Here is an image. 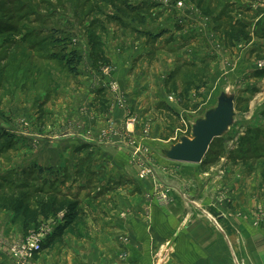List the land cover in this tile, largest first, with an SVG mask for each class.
Masks as SVG:
<instances>
[{"label": "rangeland", "instance_id": "rangeland-1", "mask_svg": "<svg viewBox=\"0 0 264 264\" xmlns=\"http://www.w3.org/2000/svg\"><path fill=\"white\" fill-rule=\"evenodd\" d=\"M125 1L131 7L146 5L144 24L137 15L119 18L114 4ZM226 4L235 6V20L248 25L251 42L228 47L215 29V19ZM206 9L210 15L189 0H0V181L54 185L78 203L75 228L62 239L52 244L64 213L31 227L25 238L9 245L8 256L13 244L40 235L42 250L32 263L51 253L76 257L91 252V258L95 253L100 257L105 250L89 252L76 243L98 245L108 239L104 234L108 224L90 227L88 219L97 209L104 219V206L113 211L114 201L108 198L112 192H121L128 201L137 191L146 194V210L152 204L170 207L175 204L173 193L182 194L186 210H201L221 232L229 222L250 219L255 227L264 225V79L253 77L264 70V0H207ZM140 33L151 34V40ZM95 40L101 41L102 53L93 52ZM71 51L82 57L77 75L68 72L63 60ZM177 69V88L184 93V84L191 83L185 98L189 110L178 93L165 88ZM227 86L236 91L239 109L236 125L222 138L220 159L194 165L166 161L156 149L149 154L145 149L131 152L129 125L144 114L141 105L134 113L131 98L140 103L163 99L155 115L169 134L154 144L170 146ZM154 104L148 106L151 112ZM115 108L126 112L122 127L113 116ZM143 132L148 141L150 125ZM248 136L251 143L246 142ZM114 137L122 140L118 145L128 148L132 158L142 160L146 155L142 163L135 160L140 165L136 182L124 176L116 184L104 181L89 170L88 160L78 161V171L67 168L65 161L75 145L112 144ZM254 145L260 149L257 158L245 163L229 159L230 154L254 150ZM84 163L89 164L85 170ZM148 181L151 189L141 184ZM159 191L169 199L163 201ZM96 198L102 200L94 209L90 203ZM128 210L121 212L123 220L129 217ZM117 239L125 245L130 242L125 233ZM127 253L120 258L127 259Z\"/></svg>", "mask_w": 264, "mask_h": 264}, {"label": "crops", "instance_id": "crops-1", "mask_svg": "<svg viewBox=\"0 0 264 264\" xmlns=\"http://www.w3.org/2000/svg\"><path fill=\"white\" fill-rule=\"evenodd\" d=\"M130 44L133 47L136 46L134 40H131ZM144 82L149 85L147 80ZM152 102H155L156 110L154 112H151V108L148 109ZM162 102L163 99L151 98L147 102L140 103V100L131 98V106H135L133 107L134 113L136 111L139 113L137 108L140 105L144 112L143 116L136 115L139 119L137 124L133 127L129 125L128 140L132 144V153L134 150L139 153L138 150L145 149L144 153L149 154L153 151L152 149L155 150L157 147L154 142H162L163 136L168 137L169 133H165L166 127L164 128L161 120H158V115H155L157 112L159 114V107L164 104ZM114 110L113 116L118 125L122 127L126 112L119 108ZM147 124L150 125V138L148 141H144L143 129ZM115 129L121 128L115 127ZM172 139L170 138L169 141ZM120 140L118 137H114L111 140L112 144H108L109 142L106 141V145L97 147L75 145L70 149L71 156L66 154L69 161H65V164H67V168L78 171V161L88 160L91 165L89 170L103 178L104 181L116 184L121 182L123 176L135 181L140 170V165L135 161L138 158L135 155L132 158V153L130 154L128 148L119 146L118 144L122 143ZM145 156L143 155V159L137 161L142 163ZM65 164L64 167H66ZM89 164L84 163L81 168L85 170V165ZM141 184L145 188L151 189V182ZM132 189H130V193L133 192L134 189ZM142 189L144 188L142 187ZM119 193L120 195L116 192L108 195V198H112V202L114 201L113 211L104 206V210L107 212L104 219L97 215L100 211L97 209V204L102 199L96 198L90 203L92 208L97 209V213L93 219H88L89 225L95 227L108 224V228H104V234L108 239L98 245H91L90 242L80 245L74 242L83 247V250L87 248L89 252L90 249L105 250L103 255L97 257L95 253L91 258V252L90 254L83 252L76 257H59V255L51 253L50 256L39 257L32 264H264V225L255 227L253 220L250 219L241 223L237 221L234 225L229 222L221 232L219 231L221 228H216L210 220L204 217L201 210H186L185 203L181 201L184 200L182 194L173 193L175 204L170 207H157L152 204L148 206L152 208L146 210V194L137 191L135 195L128 197L130 199L128 201L121 197V192ZM196 203L199 204L198 201ZM123 210L130 212L126 220L120 217ZM249 217L252 219V216ZM80 228L84 230L86 227L82 225ZM124 233L129 235L130 242L127 245L117 239ZM25 236L26 231L21 221L16 220L14 214L3 211L0 214V238L2 240L0 242V264H16L10 255L8 256L7 249L10 244L25 238ZM111 238L114 240L111 241ZM122 253H127V259L120 258Z\"/></svg>", "mask_w": 264, "mask_h": 264}, {"label": "trees", "instance_id": "trees-1", "mask_svg": "<svg viewBox=\"0 0 264 264\" xmlns=\"http://www.w3.org/2000/svg\"><path fill=\"white\" fill-rule=\"evenodd\" d=\"M189 1L194 4L199 10H205L207 15L211 14L206 9L207 0ZM114 8L117 10L120 16L119 18H127L125 15H137V17L140 18V24L145 23L146 14L143 15L142 13H145L147 11V8L146 5H143L142 3L141 5H138L136 7H131L130 5H128V3H126V1L122 4L116 2L114 4ZM234 12L235 6L226 4L215 19V29L225 37L226 45L228 47H234L241 42H251L252 40L248 25L243 23L242 21L235 20L233 17ZM140 34L143 37H147L149 40H151V34ZM101 44V41L95 40L93 42L94 53H102ZM63 60L65 62L66 68L68 69V72L72 75H77L78 69L82 62L81 55H79L77 51H71V53L65 56ZM187 67L192 66L187 65ZM179 75L180 69L172 72L167 79L165 88L168 93H178V95L184 100V107L189 110L188 105L186 106L185 104V98H187V94L192 91V88H190L191 83L184 84L185 92H181L177 88L176 84ZM253 77L258 80L264 79V70L257 71L253 75ZM170 82L173 84L172 88L170 86ZM101 95L102 94H98V97L100 98ZM238 109L239 106L236 101V110L238 111ZM262 117L264 118V111L262 113ZM256 132L258 131H252V133L254 134ZM247 138V143H251L253 141L252 137L248 136ZM254 146L256 147L257 145ZM255 147L254 150L248 149L245 152H241V155L230 154L229 159L234 162L240 161L243 163L251 159H255L257 158L255 153L259 152L260 150L259 147ZM222 154L223 140L221 138L214 141L202 165H205L210 160L220 159L222 157ZM38 170L39 172L44 171L42 168H38ZM4 179L5 178H2L0 181V212L4 211L14 214L15 219L21 221V223L23 224L25 231H29L33 226H38L42 220L48 219L50 216H58L61 213H64L65 215L64 224L58 227L57 231H55L56 233L54 232L52 244L62 239L64 234L68 230H73L75 228L74 224L78 215V203L74 201L71 196L63 193L62 191H59L58 188H55L54 185L47 184V187L45 188L34 186L27 182L21 184H11ZM49 247L51 246L48 245L47 248Z\"/></svg>", "mask_w": 264, "mask_h": 264}, {"label": "water", "instance_id": "water-1", "mask_svg": "<svg viewBox=\"0 0 264 264\" xmlns=\"http://www.w3.org/2000/svg\"><path fill=\"white\" fill-rule=\"evenodd\" d=\"M237 93L232 86L223 88L203 116L191 122V133L157 152L169 162L202 165L215 140L223 138L237 123Z\"/></svg>", "mask_w": 264, "mask_h": 264}, {"label": "built area", "instance_id": "built-area-1", "mask_svg": "<svg viewBox=\"0 0 264 264\" xmlns=\"http://www.w3.org/2000/svg\"><path fill=\"white\" fill-rule=\"evenodd\" d=\"M182 2L178 3L180 6ZM191 125V124H190ZM190 125H186L185 131L180 135H190ZM146 170L143 172L142 176H146ZM159 195L163 201L169 199V195L167 196L166 192L159 191ZM42 250V237L39 236H31L28 239H24L12 245L10 248V257L17 264H32L35 255L40 253Z\"/></svg>", "mask_w": 264, "mask_h": 264}]
</instances>
